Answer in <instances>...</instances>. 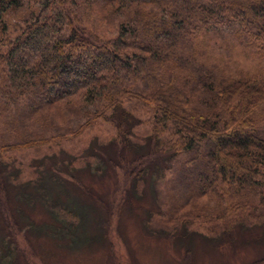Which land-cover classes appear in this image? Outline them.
<instances>
[{
  "label": "trees",
  "instance_id": "16d2710c",
  "mask_svg": "<svg viewBox=\"0 0 264 264\" xmlns=\"http://www.w3.org/2000/svg\"><path fill=\"white\" fill-rule=\"evenodd\" d=\"M99 26L117 32L105 37ZM214 39L257 57L256 70L213 61ZM128 103L152 112L145 139L133 136L142 118ZM98 120L118 134L93 149L104 166L90 170L116 179L123 170L127 185L102 194L75 175L58 177L55 166L13 184L0 158V264L27 257L9 240L17 232H49L70 248L107 242L115 208L121 218L149 190L152 235L189 239L180 228L194 218L215 222L210 234L227 239L237 227L264 226V0H0V151L78 136ZM168 170L178 216L167 221ZM37 203L53 223L26 212Z\"/></svg>",
  "mask_w": 264,
  "mask_h": 264
},
{
  "label": "rangeland",
  "instance_id": "374dc122",
  "mask_svg": "<svg viewBox=\"0 0 264 264\" xmlns=\"http://www.w3.org/2000/svg\"><path fill=\"white\" fill-rule=\"evenodd\" d=\"M97 29L105 37L113 36L117 32L116 28L104 31L103 27L99 26ZM216 41L214 39L211 43L215 44ZM217 42L213 46L209 42L208 49L213 61L225 63L231 72L256 70L259 64L257 57L252 56L233 41ZM130 103L128 105H131L142 118V122L134 129L133 136L137 140L145 139L152 129L149 120L152 112L143 104L136 106ZM0 129H4L3 124H0ZM117 134L118 129L113 122L98 120L95 125L78 136L68 134L38 148L1 150L0 158L7 165L13 184L37 178L39 171L55 166L58 177L69 179L75 175L85 187L87 184L94 185L102 194L107 192L109 187L119 186L118 191H120V187L127 185L129 181H126L123 170H118L117 179L114 176L99 178L90 170V167L104 166V164L100 165V159L92 154L93 149L100 147V143L117 137ZM94 139L96 142L93 143ZM71 162L75 168L68 170ZM172 180L173 172L168 170L160 181L162 198L165 201L162 210L164 215L161 218L167 221L178 216L175 208L170 211L172 204L175 203ZM80 185L77 189L71 185L69 190L72 195L86 198L87 190L86 193L82 191ZM62 196L65 197L64 193ZM113 199L114 196L110 201L112 202ZM138 199H131L124 206L121 218L118 208H115L111 215L112 224L108 227L107 242L70 248L64 244L62 241L64 239H58L59 236L49 232L40 233L34 238L32 236V239L29 237L28 240L23 231L17 232L14 236L8 235L11 237L9 240L16 241L19 248L27 254L25 260L28 258L34 264H253L264 259V239L260 238L264 234V226L237 227L232 233V238L227 239L210 234L212 224L215 222L202 224L199 219L194 218L187 225L182 223L183 226L180 228L181 231L187 229L188 232H193V237L181 238L177 241L175 238L163 237L162 234L152 235L148 231L149 211L157 209L153 192L149 190L143 198ZM119 200L118 197L117 202ZM209 204L211 206L212 202ZM196 209L199 212L200 206H196ZM26 212H29L37 222L42 220L53 223L46 207L39 203ZM191 215L196 216V214ZM168 225L171 223L168 222ZM12 244L16 246L13 242ZM19 259H21L19 263L16 260L17 264H27L23 257ZM261 262L264 264V261Z\"/></svg>",
  "mask_w": 264,
  "mask_h": 264
}]
</instances>
